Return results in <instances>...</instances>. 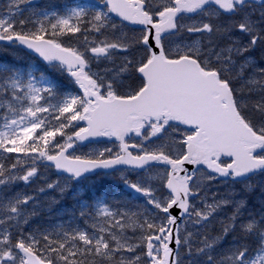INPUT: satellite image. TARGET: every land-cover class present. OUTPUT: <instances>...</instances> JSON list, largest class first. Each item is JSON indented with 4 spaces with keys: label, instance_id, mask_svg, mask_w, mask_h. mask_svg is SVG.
Wrapping results in <instances>:
<instances>
[{
    "label": "snow or ice",
    "instance_id": "snow-or-ice-1",
    "mask_svg": "<svg viewBox=\"0 0 264 264\" xmlns=\"http://www.w3.org/2000/svg\"><path fill=\"white\" fill-rule=\"evenodd\" d=\"M0 264H264V0H0Z\"/></svg>",
    "mask_w": 264,
    "mask_h": 264
}]
</instances>
